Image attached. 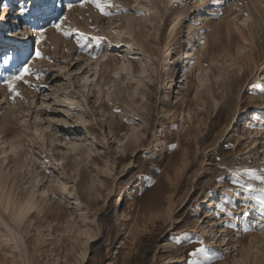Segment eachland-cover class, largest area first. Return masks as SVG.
Masks as SVG:
<instances>
[{"label":"rangeland","instance_id":"1","mask_svg":"<svg viewBox=\"0 0 264 264\" xmlns=\"http://www.w3.org/2000/svg\"><path fill=\"white\" fill-rule=\"evenodd\" d=\"M12 1L0 0V28L12 37L0 41V264H193L196 248L202 264H264L254 210L253 225L240 224L241 212L225 236L207 217L222 197L239 200L229 170L264 172L260 123L244 126L264 115V95L249 91L264 87V0H232L219 19L198 16L212 0H112L129 11L111 17L83 0H27L33 16L17 27L25 0ZM193 16L214 31L175 103L171 44ZM57 17L72 35L52 28ZM22 65L39 75L28 77L34 87L17 83L23 99L13 103L6 80Z\"/></svg>","mask_w":264,"mask_h":264},{"label":"snow or ice","instance_id":"2","mask_svg":"<svg viewBox=\"0 0 264 264\" xmlns=\"http://www.w3.org/2000/svg\"><path fill=\"white\" fill-rule=\"evenodd\" d=\"M232 0H212V3L207 5L205 8L201 9L198 13V16H208L210 18L219 19L221 16L224 15L223 9L226 7L231 6ZM200 3H203V0H200ZM86 5L94 6L104 17H111L113 15V12L111 11L112 8L119 9L118 5L113 4L112 0H83L82 3H80L79 7L84 8ZM184 4L182 3V0H177V8L183 7ZM53 8H55V0H53ZM119 11H123L127 13L129 10L127 8L119 9ZM118 14V13H117ZM143 15L144 13H140ZM17 17H29L31 18L33 16L32 11L30 10V6L27 3V0H25L24 3L18 4V12L16 13ZM245 16H247V13H244ZM2 19V17H0ZM67 20V17L64 18ZM195 19V18H193ZM27 22V21H25ZM52 28L56 29L57 31H60L63 33L64 36H70L72 35L71 32L66 31L62 28L61 22L59 20V17L56 18V22H51ZM191 22V21H190ZM210 29H205L204 32H208ZM41 39H43V32H41ZM94 39L99 42L101 37H94ZM200 45H206L207 41L203 38L199 41ZM80 47L83 49L84 45L81 44ZM35 55L43 59V55L40 51H36ZM14 57L5 55L4 62L7 63L8 61L14 60ZM243 70H240V73L242 74ZM36 75L38 76L39 73L32 72L31 68L29 66L22 65L16 72L15 75L9 76L6 80V86L8 89V92L10 94V99L13 103L16 102L17 99H23L22 94L17 90V83L23 82L26 85H29L30 87H34L29 83L28 77ZM219 79V78H218ZM205 82L202 81V86ZM47 87V85H45ZM250 93L253 94H259L264 95V87H258L256 84H253L251 88L249 89ZM114 111L119 112V108H115ZM252 128H256L257 124H251ZM259 131L264 133V122H261L259 124ZM235 142L233 144V147H235ZM173 149L175 148V145L171 146ZM239 148L241 150H247L246 143L240 144ZM232 149H229L231 151ZM15 152V149H13ZM259 151L264 152V147H262ZM222 157L219 156V154L216 155L217 162H220ZM229 183L237 186L236 192L239 194V200L232 204V207L229 208L227 211H225L223 208H219L216 211H219L223 213V215L226 216H233L234 213L242 211L245 215L248 214V209L252 207L251 202L252 201H258L259 207L255 208V211L260 212V218L257 219V223L259 224L260 234L264 236V172L257 173L256 170L249 169V168H241V169H234L229 170ZM249 180L252 181H259V186L257 188H253V184L249 182ZM219 182V181H218ZM232 197L224 198L222 197L223 203H227V201H231ZM227 226H233L234 225H227ZM251 227V225L249 226ZM245 232L249 231V228L244 229ZM14 237L10 236L9 239H13ZM205 249L203 248H196L194 251L190 253V256L193 258V264H202L203 258H197L199 253H203Z\"/></svg>","mask_w":264,"mask_h":264},{"label":"bare ground","instance_id":"3","mask_svg":"<svg viewBox=\"0 0 264 264\" xmlns=\"http://www.w3.org/2000/svg\"><path fill=\"white\" fill-rule=\"evenodd\" d=\"M75 2H77V1L76 0H72V1L71 0H67V5H73V3H75ZM20 3H22V1ZM9 4H11V2L8 3L7 5H9ZM49 4L50 3H48V5ZM47 9H48V7L46 6V7L42 8V10L39 11V12L43 14L45 12V10H47ZM1 10H2V15L6 19L7 18V8L5 6H3ZM16 18H17V15L15 17H13L14 23H15L14 24L15 27H17V25H18V24L16 25V21H15ZM193 18H195V19H193ZM5 19H4V21H5ZM41 22H42V20H41ZM3 27H4V25L2 24V26L0 28V41H1V38H2V40H3V44L2 45L6 46L9 42L12 41V37H11L10 33L5 34V33L2 32ZM42 27H44V24H42ZM32 29L33 30H31V32L30 31L29 32L32 33V34H36L35 37H37L38 39L41 37V32H43V36H44L45 33H47V31L45 32L44 29L40 28V26L37 27V26L34 25V27ZM184 29H185V31H183L176 38V42L171 44V48H172L171 51H175L174 53L176 54L175 57H173L174 61L172 62L174 64V66L172 68L174 78H173V80L171 79V82H170L172 88H177V91L175 92L176 96L174 98V99H176L175 103L180 101V100L182 101V99L183 100L186 99L185 93H184V89L187 86V82L186 81H187L188 75L193 72L194 68L195 69H197L198 67L200 68V66L205 62L207 54L209 52V47H210L209 46V44H210L209 43V38H210L209 36H210V33L211 32L213 33V31H214V27L205 26V24H203V22H202V19H200L198 16H193L192 17V21L189 22L188 24L184 25ZM205 29H210V31L204 32ZM15 31H16V29H14V32ZM163 33H164V26L159 28V34H158V36H156V42L158 44H161L163 42V38H164L163 37ZM201 38H203V39H205L207 41L206 45H203V46L200 45L199 41H200ZM185 44H186V47H185ZM131 46L133 48L130 47L131 49L130 50L128 49L130 52H131V50H134V48H135L133 45H131ZM145 50L146 49H145L144 46L137 47L136 51H134V52L132 51V54H134V58L133 59L139 60L140 57H138V56L141 55V54H144ZM132 64H133L132 61L127 63V67H129L130 70H132V68H131ZM180 71H181L182 74H179ZM82 78L84 80L88 79L87 76H83ZM69 82H71V81L69 80ZM70 84L72 85V83H70ZM70 87L71 86H67L66 90L68 88H70ZM183 105H184V103H183ZM189 113H190V111L188 109L187 113H186V111L182 110L181 115L179 114L181 116V118L179 117L180 118V124L178 125L177 131H176L177 136H178L177 138H180L181 134H183V131L185 130L184 124L181 121H184L186 119L185 115L189 114ZM165 115H166V113H165ZM166 117H167V115H166ZM257 122H259V123L264 122V115L257 114V119L256 120L255 119L247 120V121H245L244 126L247 127L248 125H251V124H254V123H257ZM175 130H176V128H175ZM159 132H161V131H159ZM221 201H222V198H221ZM221 201H220V207L223 208L225 211H227L229 208L232 207V204L229 203V201H227V203H223ZM251 204H252V207H250L248 209V214L245 215L241 219L240 224H242V225H246L247 223L253 225L255 223V221H252V220L248 222L247 217H248V215L250 214V212L252 210H254L255 208L259 207V203H258V201H252ZM209 207L212 209V211H214L213 213H211V211H209V214L207 213L208 214L207 217L213 216V220H214L209 225L218 226L217 229H220V231L223 234V236L227 235V232L229 231V228L227 226L229 221L233 220L237 224L239 222L237 220L239 219V216L241 215V212H243V210L239 211V212H236V213H234L233 216L229 217V216L223 215V213H221L219 211H216L217 209H216V207H213V204L209 205ZM249 210H251V211H249ZM22 212H23V210H22V207H21L20 209H18L16 214L18 216H22L21 215V214H23ZM253 215H255V217H256L254 219L260 218V212H258V211L254 210V214ZM205 217H206V215H205ZM206 224H207V222H206ZM200 228L203 229V230L206 229L205 224H203Z\"/></svg>","mask_w":264,"mask_h":264}]
</instances>
